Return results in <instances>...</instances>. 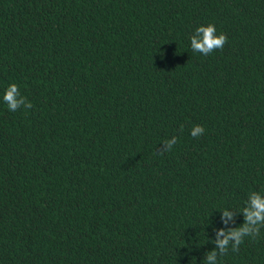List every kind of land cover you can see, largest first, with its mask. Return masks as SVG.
Wrapping results in <instances>:
<instances>
[{
    "label": "trees",
    "instance_id": "16d2710c",
    "mask_svg": "<svg viewBox=\"0 0 264 264\" xmlns=\"http://www.w3.org/2000/svg\"><path fill=\"white\" fill-rule=\"evenodd\" d=\"M253 193L264 0H0V264H264Z\"/></svg>",
    "mask_w": 264,
    "mask_h": 264
},
{
    "label": "clouds",
    "instance_id": "9594fccd",
    "mask_svg": "<svg viewBox=\"0 0 264 264\" xmlns=\"http://www.w3.org/2000/svg\"><path fill=\"white\" fill-rule=\"evenodd\" d=\"M196 31L200 35V38H191V48L194 52H199L203 55H208L215 49H222L227 42V37L223 33L216 34V28L213 24L207 26H199ZM19 94V88L15 83L10 84L5 91L4 100L7 102L8 109L15 111L20 102L17 100ZM28 108L32 107V104L27 105ZM204 128L201 125H196L192 130V136L196 137L203 134ZM245 216V223L239 228L229 230L227 234L223 230L218 232L216 244L219 247L220 253L223 255L228 251L229 242L233 251H238L239 245L243 242L245 237L255 238L260 233L259 225H264V198H261L259 194L253 193L250 197V204L243 209ZM224 216L229 219L232 218V214L227 210L224 211ZM226 222V221H225ZM220 236H224V239H219ZM217 253L215 251L208 254V260H213Z\"/></svg>",
    "mask_w": 264,
    "mask_h": 264
}]
</instances>
